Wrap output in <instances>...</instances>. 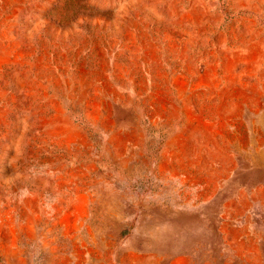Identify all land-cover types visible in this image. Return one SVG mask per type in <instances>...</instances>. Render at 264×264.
<instances>
[{"label": "rangeland", "instance_id": "obj_1", "mask_svg": "<svg viewBox=\"0 0 264 264\" xmlns=\"http://www.w3.org/2000/svg\"><path fill=\"white\" fill-rule=\"evenodd\" d=\"M0 264H264V0H0Z\"/></svg>", "mask_w": 264, "mask_h": 264}]
</instances>
